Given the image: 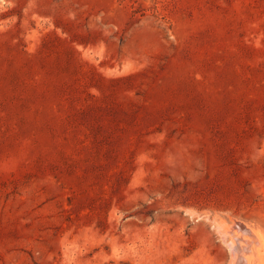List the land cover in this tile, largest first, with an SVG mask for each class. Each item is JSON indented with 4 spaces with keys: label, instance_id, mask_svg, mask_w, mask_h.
<instances>
[{
    "label": "rangeland",
    "instance_id": "obj_1",
    "mask_svg": "<svg viewBox=\"0 0 264 264\" xmlns=\"http://www.w3.org/2000/svg\"><path fill=\"white\" fill-rule=\"evenodd\" d=\"M238 224L264 264V0H0V264H237Z\"/></svg>",
    "mask_w": 264,
    "mask_h": 264
},
{
    "label": "bare ground",
    "instance_id": "obj_2",
    "mask_svg": "<svg viewBox=\"0 0 264 264\" xmlns=\"http://www.w3.org/2000/svg\"><path fill=\"white\" fill-rule=\"evenodd\" d=\"M237 226V229L240 231V233L241 234H246V237H249L250 239V241H247V244H244L243 245V243H241L242 244V246H241V250H239L240 251V257L238 258V261H237V264H257V256L259 257L258 258V261L260 260V256H259V254H258V252H257V247H259V245L256 247V248H254V246H253V244L252 243H254V237H252L251 235H250V233L251 232H248L243 226H241V225H236ZM245 227H248V226H245ZM251 231H253L254 232V230H251ZM238 235H239V232L237 233ZM255 234V233H254ZM244 236L245 235H243V238H244ZM241 237V236H240ZM238 238V237H237ZM236 238V239H237ZM255 238H256V235H255ZM257 238H259L258 237V235H257ZM246 240H247V238H246ZM245 240V241H246ZM261 240V239H260ZM243 241V240H242ZM256 241V240H255ZM239 242V241H238ZM233 244V243H232ZM250 244V245H249ZM234 245V244H233ZM232 245V246H233ZM231 246V245H230ZM260 249H261V246H260ZM261 251V250H260ZM236 257V256H235ZM233 262H234V259H233ZM261 262V261H260ZM260 262H258L259 264H260ZM262 263V262H261Z\"/></svg>",
    "mask_w": 264,
    "mask_h": 264
}]
</instances>
